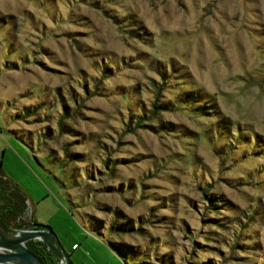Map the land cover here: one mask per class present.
<instances>
[{
  "label": "rangeland",
  "instance_id": "374dc122",
  "mask_svg": "<svg viewBox=\"0 0 264 264\" xmlns=\"http://www.w3.org/2000/svg\"><path fill=\"white\" fill-rule=\"evenodd\" d=\"M0 160L71 264H264V0H0Z\"/></svg>",
  "mask_w": 264,
  "mask_h": 264
},
{
  "label": "trees",
  "instance_id": "16d2710c",
  "mask_svg": "<svg viewBox=\"0 0 264 264\" xmlns=\"http://www.w3.org/2000/svg\"><path fill=\"white\" fill-rule=\"evenodd\" d=\"M158 73L160 76V81L152 80L150 83L151 88L156 93V95H154V99L151 101V107L147 109L146 112L145 109L141 107V112L137 113L135 117L134 125L141 123V120L145 115L148 116L146 117L147 120H150L154 114L158 113L161 110H175L181 107L186 108L188 107V105H191L192 100L195 101L199 98L198 94L194 93L193 90L179 92L174 97V99L159 98L158 95H160L161 90L165 88L164 86L166 82H170L172 76L163 67L159 68ZM212 106L213 104L209 105L206 101H204L203 103L198 104L197 108L201 109L203 113L209 114L211 112ZM68 112L69 111L67 110L66 106V111L64 113L69 114ZM59 123L61 124V130L66 131V129H63L64 123L62 119L59 120ZM166 123L169 122L157 125L156 129H169L170 127L166 126ZM107 159H109V157H106L105 161H107ZM201 190L202 195L205 196L210 205H213V207L211 208L214 211H217L218 203L216 201L218 199H213V197L208 194V191L205 188H201ZM25 200L26 197L21 189L4 175L0 160V228L2 230L9 231L13 228H21L27 224L28 219L25 217L24 213V209L26 206ZM212 200H215V202ZM115 215L118 217L116 213ZM118 219L119 218L110 223V227L112 230L120 233H126L134 230L132 225L119 221ZM25 244L29 251L34 253L45 264H54V260L50 254V251L45 246L39 247L40 243L38 241L29 240ZM110 247L114 251L120 253L122 256L125 255L127 257H130L134 264H141L140 262H137L136 258L133 256L134 254L132 252L135 253V247L133 245L125 244L124 242L117 240L110 242Z\"/></svg>",
  "mask_w": 264,
  "mask_h": 264
},
{
  "label": "water",
  "instance_id": "95a60500",
  "mask_svg": "<svg viewBox=\"0 0 264 264\" xmlns=\"http://www.w3.org/2000/svg\"><path fill=\"white\" fill-rule=\"evenodd\" d=\"M29 240H37L45 246L50 251L54 264H70L52 227L34 221L12 233L0 228V264H45L29 251L25 244Z\"/></svg>",
  "mask_w": 264,
  "mask_h": 264
},
{
  "label": "flooded vegetation",
  "instance_id": "af4514ba",
  "mask_svg": "<svg viewBox=\"0 0 264 264\" xmlns=\"http://www.w3.org/2000/svg\"><path fill=\"white\" fill-rule=\"evenodd\" d=\"M25 226H23V227H21V228H13V229H10L9 231H6V232H9V233H12V232H14V231H18V230H20V229H22V228H24ZM37 241V240H36ZM43 245L42 244H40L39 245V247H42Z\"/></svg>",
  "mask_w": 264,
  "mask_h": 264
}]
</instances>
